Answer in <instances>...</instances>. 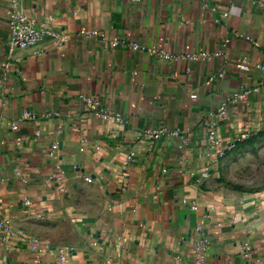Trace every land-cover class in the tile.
I'll use <instances>...</instances> for the list:
<instances>
[{
    "label": "crops",
    "instance_id": "0c3cea01",
    "mask_svg": "<svg viewBox=\"0 0 264 264\" xmlns=\"http://www.w3.org/2000/svg\"><path fill=\"white\" fill-rule=\"evenodd\" d=\"M14 4L58 36L10 50ZM255 88L217 121L226 153L264 131V0H0V264H264V190L220 189L207 146ZM162 127L179 134H143Z\"/></svg>",
    "mask_w": 264,
    "mask_h": 264
},
{
    "label": "built area",
    "instance_id": "2783aa9c",
    "mask_svg": "<svg viewBox=\"0 0 264 264\" xmlns=\"http://www.w3.org/2000/svg\"><path fill=\"white\" fill-rule=\"evenodd\" d=\"M228 15V14H226ZM8 28L10 32V40H9V48L13 49H26L29 47H34L38 45L44 38L53 36L57 37L58 33L46 23H43L37 20L32 15L27 14L17 7L16 4L13 5V8L9 11V23ZM87 34L93 38H100L102 40H108L105 32L100 31L99 29H92L87 32ZM109 44L112 47H125L131 50H147L150 51L153 55L158 58L170 60V61H198L201 59L209 58L211 55L207 53H184L175 55L172 52L164 49V48H147L144 45L135 42L127 37L116 35L109 39ZM11 60L7 59L6 62L3 63L4 68H9L11 66ZM240 67L244 70H250L251 66L249 63H241ZM224 76V71H220L217 75L210 77V80L213 81L215 79L221 78ZM258 88L255 89H245L242 92L233 93L227 96L225 101L214 111L211 116L214 118L209 124V134L207 139L208 149L214 152L219 159L226 155L225 149L222 148V138L218 134L217 130V121L225 120L228 117V108L231 104L237 103L240 100L245 99L248 95L253 93L254 91H258ZM87 105L91 108H94L97 112L98 117L105 121L110 120H118L123 122L125 119L119 113L112 111L104 106H102L101 102L97 99H87L84 98ZM170 133L172 135H178V131H169L167 128L162 127L160 129H145L143 134L151 139H158L160 136ZM54 148L58 147V143L54 144ZM134 154L129 156L130 159H133ZM26 204H30V200H25ZM196 208V206H193ZM202 242H207V238H203ZM199 245V244H198ZM200 247L198 246V250ZM250 251L246 249L245 256L249 257ZM202 259L199 258L194 264H201Z\"/></svg>",
    "mask_w": 264,
    "mask_h": 264
},
{
    "label": "rangeland",
    "instance_id": "374dc122",
    "mask_svg": "<svg viewBox=\"0 0 264 264\" xmlns=\"http://www.w3.org/2000/svg\"><path fill=\"white\" fill-rule=\"evenodd\" d=\"M220 189L236 195L264 190V131L240 139L220 159L215 180Z\"/></svg>",
    "mask_w": 264,
    "mask_h": 264
}]
</instances>
